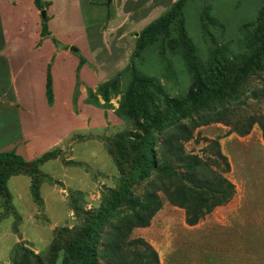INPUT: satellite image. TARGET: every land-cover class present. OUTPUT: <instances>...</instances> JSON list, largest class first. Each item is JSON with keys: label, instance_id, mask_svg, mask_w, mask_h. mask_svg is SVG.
<instances>
[{"label": "trees", "instance_id": "trees-1", "mask_svg": "<svg viewBox=\"0 0 264 264\" xmlns=\"http://www.w3.org/2000/svg\"><path fill=\"white\" fill-rule=\"evenodd\" d=\"M32 1L39 11L50 4ZM188 1L172 2L138 32L124 67L95 88L86 87L85 102L93 105H100L99 96L107 101L120 95L116 114L133 127L115 133L105 143L118 171L116 187L103 194L98 208L74 206L78 223L57 228L43 254L23 242L15 243L10 264H159L158 253L148 241L130 237L134 228L147 227L161 208L159 192L184 210L188 226L232 199L235 185L226 177L230 165L218 140H210L202 154L187 151L185 144L195 138L199 127L212 123L230 126L240 136L257 124L264 135V113L241 114L247 100L264 102V3L255 19L241 27L236 49L216 43L209 29L221 23L210 7L203 6L200 27L204 38L214 45L203 57L186 29L184 7ZM108 9L109 17L110 6ZM48 19L47 14L42 18L41 38L50 36L56 46L64 47L48 30ZM149 51L157 52L165 67L172 65L171 57L183 63L190 78L184 93L169 94L157 77L139 67ZM78 57L77 70L87 62L79 53ZM253 78L261 83L250 86ZM81 84L77 71L75 94ZM45 96L49 104L53 102L50 64ZM60 154L61 149L55 147L26 160L13 150L0 152V203L5 209L0 219L9 212L16 215L7 180L19 174L29 176L33 198L42 204L39 188L50 178L40 166ZM144 182L143 193L136 195L135 188ZM17 224L15 221L14 232Z\"/></svg>", "mask_w": 264, "mask_h": 264}, {"label": "rangeland", "instance_id": "rangeland-1", "mask_svg": "<svg viewBox=\"0 0 264 264\" xmlns=\"http://www.w3.org/2000/svg\"><path fill=\"white\" fill-rule=\"evenodd\" d=\"M149 1H137L139 12L135 18L131 16L130 22L138 26L130 27L123 36L122 50L119 49L113 58L104 60H108L109 66L124 67L134 46L135 30L140 31L175 0ZM263 3L264 0H189L184 7L187 32L199 53L206 57L207 49L214 45L204 38L199 15L202 7L208 6L210 13L221 23V26L213 25L209 29L216 43L236 49L241 27L255 19ZM82 5L85 14L101 15L106 0H82ZM110 9L114 13L113 7ZM113 34H104L105 40L111 42ZM89 45L94 54L100 56L104 52L105 44L98 29L89 34ZM99 60L103 61V58ZM171 63V66L165 67L157 52L149 51L139 67L157 77L169 94L177 96L188 89L190 78L179 59L171 57ZM39 75L34 72L32 76L31 112L23 108L0 112V152L13 150L26 160H32L55 147L61 149V154L40 166L50 178L44 180L39 188L42 204L33 198L29 176L19 174L7 180L11 205L19 220L13 212L0 219V264H10V253L17 242H23L43 254L57 228L78 223L74 206L82 209L99 207L103 194L115 188L119 179L117 168L105 148L106 140L115 133L133 129L129 121L116 114L120 95L107 101L99 96L100 105L91 104L95 108L93 121L83 125L75 116L79 93L73 92V114H63L67 117L66 124L55 123L59 117L52 119L53 111L48 112L45 108ZM259 83L261 80L253 78L249 84L254 86ZM64 100L57 104L66 107ZM241 110V114L264 113V102L247 100ZM86 112H83V117ZM19 127L26 128L30 136L20 138ZM7 128H13V131L5 130ZM67 130L70 131L66 135ZM216 139L230 165L226 177L235 185L234 196L196 225L188 226L184 210L171 205L159 192L161 208L153 214L147 227L134 228L130 235L131 238L143 237L148 241L158 253L159 264H264V227L259 224L264 222V135L257 124L248 134L240 136L231 131L230 126L212 123L199 127L195 138L187 142L185 148L202 154L209 141ZM144 189L145 182L137 186L134 193L141 195ZM4 210L0 203V213ZM15 221H18L17 232H14Z\"/></svg>", "mask_w": 264, "mask_h": 264}, {"label": "crops", "instance_id": "crops-1", "mask_svg": "<svg viewBox=\"0 0 264 264\" xmlns=\"http://www.w3.org/2000/svg\"><path fill=\"white\" fill-rule=\"evenodd\" d=\"M44 1L50 3L44 9L45 15L47 14L49 17L48 30L64 47L56 46L50 36L41 38L43 17L32 0H0V112L10 111L12 108H23L28 113L32 111L30 89L33 73L37 72L42 79L45 108L48 112L53 111L51 112L52 119L59 117L55 123L60 121L61 124L62 122L66 124L67 117L63 114H73L71 102L78 71L82 84L79 87L80 100L78 101V113L75 116L78 122L87 125L94 119H92V114H95V108L84 102L86 87L96 86L120 69V65L109 66L108 60L107 62L104 60L113 58L119 49L122 50L123 36L130 27L137 25L133 24V21L130 22V19L131 16L135 18L139 12L138 0H111L110 3H107L106 0L103 11L101 9V15L92 14L91 16L84 13L82 0ZM149 2L147 0V3ZM108 6L113 7L114 10V13L110 12L109 17ZM85 16L88 17V20ZM93 28L100 31L105 44V50L100 56L94 54L89 45V34L95 30ZM138 32L139 30H135V37ZM104 34H113L112 41L107 42ZM39 40L41 41L39 42ZM78 53L87 61L80 66L79 70H77ZM100 57L103 58V61L99 60ZM49 64L53 82L52 105H49L45 96L46 71ZM63 99L66 100V107L57 104ZM84 111H87L85 117H83ZM100 124L102 125V123ZM100 124L99 126H101ZM5 130L13 131V128ZM69 131L67 130L66 135ZM64 135L57 138L56 141L62 139ZM18 136L26 139L30 135L26 128L19 127ZM259 224L264 227V222Z\"/></svg>", "mask_w": 264, "mask_h": 264}, {"label": "water", "instance_id": "water-1", "mask_svg": "<svg viewBox=\"0 0 264 264\" xmlns=\"http://www.w3.org/2000/svg\"><path fill=\"white\" fill-rule=\"evenodd\" d=\"M111 0H107V3H110ZM41 15L43 18H45V10H41ZM138 35V33H136V36ZM71 49H75L74 47H70Z\"/></svg>", "mask_w": 264, "mask_h": 264}]
</instances>
